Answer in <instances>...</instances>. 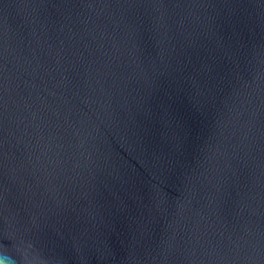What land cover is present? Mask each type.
Returning a JSON list of instances; mask_svg holds the SVG:
<instances>
[{
    "label": "water",
    "instance_id": "1",
    "mask_svg": "<svg viewBox=\"0 0 264 264\" xmlns=\"http://www.w3.org/2000/svg\"><path fill=\"white\" fill-rule=\"evenodd\" d=\"M0 264H264V0H0Z\"/></svg>",
    "mask_w": 264,
    "mask_h": 264
}]
</instances>
